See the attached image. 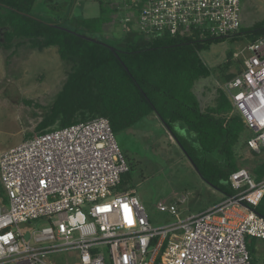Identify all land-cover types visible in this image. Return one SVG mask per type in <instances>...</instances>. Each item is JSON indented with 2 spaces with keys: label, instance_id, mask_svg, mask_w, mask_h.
Instances as JSON below:
<instances>
[{
  "label": "built area",
  "instance_id": "2783aa9c",
  "mask_svg": "<svg viewBox=\"0 0 264 264\" xmlns=\"http://www.w3.org/2000/svg\"><path fill=\"white\" fill-rule=\"evenodd\" d=\"M112 1L127 12L126 30L130 24L143 35L197 31L220 39L242 28V0ZM234 59L240 71L221 89L253 134L249 149L264 154V37ZM128 171L105 117L36 134L2 153L0 264H60L62 254L72 264H251L247 238L264 241L255 210L264 178L239 168L229 178L233 195L154 227L136 191L122 187Z\"/></svg>",
  "mask_w": 264,
  "mask_h": 264
},
{
  "label": "trees",
  "instance_id": "16d2710c",
  "mask_svg": "<svg viewBox=\"0 0 264 264\" xmlns=\"http://www.w3.org/2000/svg\"><path fill=\"white\" fill-rule=\"evenodd\" d=\"M94 1L100 14L88 18L71 14V5L65 12L63 0H0V47L10 50L22 41L40 52L56 48L60 59L72 66L55 100L47 107L37 106L44 109L37 134L98 117L108 118L116 134L157 115L201 177L223 196L233 195L229 178L240 168L236 147L243 134L252 132L223 90L218 89L215 106L206 111L195 92L199 81L213 75L201 52L225 38L204 39L197 31L187 36H148L127 24L125 36L108 43L105 29L124 9L112 0ZM40 6L66 14L63 19H46L36 13ZM243 35L251 43L264 37V19L230 37ZM235 76L223 74L224 83ZM178 123L196 136L200 152L173 132ZM252 172L257 180L263 179L264 161ZM129 183L130 170L122 178L123 189H132ZM255 210L264 217V197ZM260 244L261 240L247 238L251 264H258Z\"/></svg>",
  "mask_w": 264,
  "mask_h": 264
},
{
  "label": "rangeland",
  "instance_id": "374dc122",
  "mask_svg": "<svg viewBox=\"0 0 264 264\" xmlns=\"http://www.w3.org/2000/svg\"><path fill=\"white\" fill-rule=\"evenodd\" d=\"M70 5L73 15L81 13L92 18L100 14L99 3L94 0H63L61 6L67 12ZM36 13L46 19H59L58 16L63 19L66 14L42 6ZM126 13L125 10L120 11V18L106 27L108 43H118L125 36ZM241 18L243 28L263 20L264 0H242ZM250 45L245 35L227 37L208 45L201 52V58L213 70L211 78L199 81L195 86L203 110L215 106L218 89L224 84L223 74L237 75L240 71L241 59L237 62L234 54ZM71 67L60 59L56 48L40 52L22 41L15 42L10 50L0 47V155L37 134L36 127L44 112L37 106L47 107L55 100ZM25 101L32 102V105ZM173 132L200 152L196 136L184 124L174 125ZM251 136L248 132L243 134L236 152L240 168H247L253 174L252 170L264 161V154L255 155L246 145ZM115 138L129 166V185L140 197L154 227L202 212L223 199V194L201 177L157 115L116 133ZM1 188L0 184V191ZM159 203L166 204L169 210L160 211ZM33 227L28 226V229ZM258 254V264H264L262 240ZM73 261L74 258L66 254L58 259L60 264H72Z\"/></svg>",
  "mask_w": 264,
  "mask_h": 264
},
{
  "label": "water",
  "instance_id": "95a60500",
  "mask_svg": "<svg viewBox=\"0 0 264 264\" xmlns=\"http://www.w3.org/2000/svg\"><path fill=\"white\" fill-rule=\"evenodd\" d=\"M111 49L114 50L113 47H112ZM164 124H165V123H164ZM165 126H166V128L170 131V128L168 127V125L165 124ZM178 144H179V143H178ZM179 145H180V144H179ZM180 146H181V145H180ZM190 160H191V159H190ZM191 162H192V161H191ZM196 170H197V169H196ZM29 237H30V235L27 234V235H26V238L28 239Z\"/></svg>",
  "mask_w": 264,
  "mask_h": 264
},
{
  "label": "crops",
  "instance_id": "0c3cea01",
  "mask_svg": "<svg viewBox=\"0 0 264 264\" xmlns=\"http://www.w3.org/2000/svg\"><path fill=\"white\" fill-rule=\"evenodd\" d=\"M216 204V203H215Z\"/></svg>",
  "mask_w": 264,
  "mask_h": 264
}]
</instances>
